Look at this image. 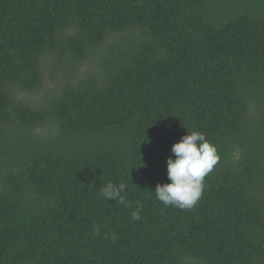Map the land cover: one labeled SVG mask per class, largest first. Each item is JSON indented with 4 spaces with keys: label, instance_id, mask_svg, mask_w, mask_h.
I'll return each mask as SVG.
<instances>
[{
    "label": "trees",
    "instance_id": "obj_1",
    "mask_svg": "<svg viewBox=\"0 0 264 264\" xmlns=\"http://www.w3.org/2000/svg\"><path fill=\"white\" fill-rule=\"evenodd\" d=\"M192 131L220 159L181 210ZM0 264H264V0H0Z\"/></svg>",
    "mask_w": 264,
    "mask_h": 264
},
{
    "label": "clouds",
    "instance_id": "obj_2",
    "mask_svg": "<svg viewBox=\"0 0 264 264\" xmlns=\"http://www.w3.org/2000/svg\"><path fill=\"white\" fill-rule=\"evenodd\" d=\"M173 156L167 158L168 183L157 184L155 196L164 205L175 206L181 210L192 209L200 200L206 176L219 162L216 146L210 142L203 132L192 131L184 135L171 148ZM126 185H114L108 182L100 189V194L107 200L113 199L125 203ZM132 217L140 219V210L134 211ZM116 236H112L113 242Z\"/></svg>",
    "mask_w": 264,
    "mask_h": 264
},
{
    "label": "rangeland",
    "instance_id": "obj_3",
    "mask_svg": "<svg viewBox=\"0 0 264 264\" xmlns=\"http://www.w3.org/2000/svg\"><path fill=\"white\" fill-rule=\"evenodd\" d=\"M87 68V64L83 69ZM61 79L57 74L51 76V74H45V82L44 85L38 91L30 92L25 94L24 96L30 101L32 104H42L45 102L46 97L51 89H55L59 86Z\"/></svg>",
    "mask_w": 264,
    "mask_h": 264
}]
</instances>
